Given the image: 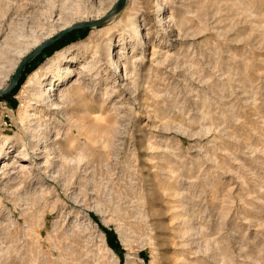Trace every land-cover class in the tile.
Listing matches in <instances>:
<instances>
[{"label": "rangeland", "instance_id": "374dc122", "mask_svg": "<svg viewBox=\"0 0 264 264\" xmlns=\"http://www.w3.org/2000/svg\"><path fill=\"white\" fill-rule=\"evenodd\" d=\"M115 2L0 0V86L20 50ZM58 51L86 70L31 127L25 81ZM32 128L51 164L0 175V264H264V0H126L0 96V133Z\"/></svg>", "mask_w": 264, "mask_h": 264}, {"label": "bare ground", "instance_id": "6f19581e", "mask_svg": "<svg viewBox=\"0 0 264 264\" xmlns=\"http://www.w3.org/2000/svg\"><path fill=\"white\" fill-rule=\"evenodd\" d=\"M159 5H160V3H159ZM122 8L123 7H121L120 4H117V0H116V2L113 3L110 7H108V9L101 16L95 17L92 20H96V19L102 17L107 12H110V17L105 21V22H107L109 19H112L113 17L117 16V14L120 12V10ZM156 12L158 14V17H160L162 14V8L158 6L156 8ZM85 21H90V20H85ZM79 22H83V21H78L75 23H79ZM71 24H74V22L68 23V24H66V23L63 24L56 31V33H58L59 31H61L64 28L69 27ZM126 26L128 27V29H130V31H131L130 34H132V37L133 36L140 37L141 34H140V32H138V28H137V25L135 23H133L132 21L131 22L127 21L125 24V27ZM128 29H126V30H128ZM51 36H53V35L52 34L47 35L42 40L36 41L35 45H33V48L35 46H37L38 44H40L41 42H43L44 40L50 38ZM86 47H88V46L85 44L81 47L82 53H85ZM32 49H30V50H32ZM29 51L27 50L25 52H22L20 50L19 55H20L21 59ZM107 52L112 53V48L108 47ZM63 54L59 51L55 52L52 55L51 59L47 60L43 65H41L40 67L35 69L31 73V75L27 78V80L25 81L24 89H25V93H27L28 97L26 96L27 100L24 104V109H23L24 115L23 116H25L24 119H27V122L31 127H33V126H35L36 128L39 127L38 123L41 120H44L46 122L47 116L45 117L44 114L49 113L50 111L56 112L57 116H60L61 119H62V117H64L65 113L63 114L62 110L60 111L59 108L61 106L60 103H62V101L68 97H66L65 93H60L61 90L58 92V89L62 85L66 84V81L68 80L69 77L75 76L72 79L73 82L78 81V77H79L80 73L83 72L84 70H86V66L84 64L79 66L78 68H74L71 65H67V63L73 64V62H75L76 60H75L73 55L70 57H67L65 55V53H63ZM21 59H19L14 64L13 71ZM117 60L114 61L113 68H114V70H117V72H120V70L118 68L121 67V65H120L121 63L119 64ZM122 76H121V78H123V79H124V76L129 77V72L127 73V70L122 69ZM125 79H126V77H125ZM8 82H9V80H8ZM8 82L6 83V85L4 87L0 86V89H4L7 86ZM84 88H85V85L79 86L80 90H84ZM65 117H67V116H65ZM21 119H23V117ZM53 122L55 123V121H53ZM49 123H50V121H49ZM50 125H51V123H50ZM32 130H33V128H32ZM32 130L30 129V132H32L33 134H30L28 132L29 133V136H28L29 140L27 142L22 137L18 138L15 136L5 135V134L0 133V175L7 176L8 178H10L9 176H11V174L26 171V170L32 168L33 165H36L35 166L36 170L43 169L45 166L48 165L49 161H47V157L51 154V147H52V145L49 144V142H50L49 138L50 137L49 138H43V137L37 138L36 135L34 137V130L33 131ZM38 131H41V130H38ZM44 131H45V129H44ZM47 137H48V135H47ZM19 143H20V145H19ZM16 145H19L20 147L18 148V150L12 151L11 149ZM56 147L57 146L55 145V148ZM29 153H31V155H29ZM56 153H57V151H56ZM53 154H55V153H53ZM49 160H50L49 164H51L50 156H49ZM51 169H53L52 166H51ZM49 176L51 177V173ZM10 182H8V183H10Z\"/></svg>", "mask_w": 264, "mask_h": 264}, {"label": "water", "instance_id": "95a60500", "mask_svg": "<svg viewBox=\"0 0 264 264\" xmlns=\"http://www.w3.org/2000/svg\"><path fill=\"white\" fill-rule=\"evenodd\" d=\"M126 0H117V4H120L121 7L124 6ZM110 17V12H107L104 14L102 17L96 19V20H90V21H83L79 23H74L71 24L69 27L62 29L55 35L51 36L50 38L44 40L37 46H35L32 50H30L17 64L15 67L14 71L12 72L9 82L7 86L4 89H0V96L5 95L9 93L14 86L16 85L19 76L23 70V67L27 64V62L33 58L35 55H37L39 52H41L43 49L47 48L51 44L55 43L57 40L62 38L64 35L70 33L71 31L74 30H79V29H86V28H91V27H97L102 25L108 18Z\"/></svg>", "mask_w": 264, "mask_h": 264}]
</instances>
